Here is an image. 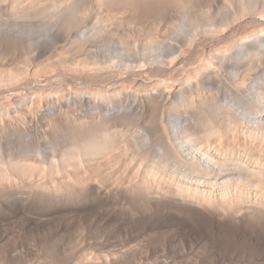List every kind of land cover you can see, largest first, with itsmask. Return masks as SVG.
<instances>
[{
	"label": "bare ground",
	"instance_id": "6f19581e",
	"mask_svg": "<svg viewBox=\"0 0 264 264\" xmlns=\"http://www.w3.org/2000/svg\"><path fill=\"white\" fill-rule=\"evenodd\" d=\"M8 214L53 252L23 264L264 260V0H0ZM71 216L116 240L49 237ZM15 231L0 264L37 245Z\"/></svg>",
	"mask_w": 264,
	"mask_h": 264
},
{
	"label": "rangeland",
	"instance_id": "374dc122",
	"mask_svg": "<svg viewBox=\"0 0 264 264\" xmlns=\"http://www.w3.org/2000/svg\"><path fill=\"white\" fill-rule=\"evenodd\" d=\"M52 88V87H51ZM51 88H49L50 90H53V89H51ZM8 101H5L4 103H7ZM9 103V102H8ZM7 103V104H8ZM4 105H6V104H4ZM9 215V214H8ZM8 215H5L6 217L8 216ZM3 217L2 219H0V231L2 232V231H5L6 233L8 232V230H10L9 232L11 233V229H12V233H14V230H16L17 229V231L19 232V230H20V232L18 233V232H16L15 231V233H17L18 235L19 234H21L22 233V237L21 236H18L20 239L21 238H23V240H25V239H27L26 241L27 242H32V241H37L36 240V237H37V233H35L36 232V230H34V234L35 235H33L32 236V234H33V228L31 227V226H29V224L28 223H23V222H25V221H23V219L21 220L20 218H19V216L18 215H16V216H14V215H12L11 216V214L7 217V219H6V217ZM10 218V219H9ZM92 217H90V218H88V219H83V218H77V217H73V216H71V218H70V220H71V222H70V220L69 221H67L69 218H65V220L66 221H64V222H70V223H72L71 225L73 226H70L68 229H70V231H72V232H69V230L67 229V232L65 233V231L63 232V231H61V232H57V234L59 235V233H60V235L58 236L56 233H52V235L54 234V236H52L51 234V236H49V233H46V234H44L43 233V235H42V232H40L41 233V235L40 236H44V237H51V238H54L55 240H56V238H58L56 241H58L59 240V242H61L60 241V239L62 240V245L63 246H65V244L64 243H72V242H76L77 240H76V238L79 240L78 242L80 243V239H82L83 238V240H85L84 239V237H86V240L88 239V237H90L89 236V233H90V235H91V238L90 239H101V238H106V236H109V237H112V236H114V232L112 231L111 233H112V235H111V233H110V230H114V228H112L113 226H108V225H106V229H109L108 230V234H106V229L105 228H103L105 225V223L103 224H101L100 223V221L98 222V221H96L97 222V224H96V222L94 221V219H91ZM80 221H79V220ZM83 219V220H82ZM74 220V221H73ZM77 221V222H76ZM78 222H80V223H78ZM85 223V225H84V223ZM87 222V223H86ZM82 223V225H79V224H81ZM89 223V224H88ZM93 223V224H92ZM100 225H99V224ZM27 224V225H26ZM76 224V225H75ZM87 224V225H86ZM75 225V226H74ZM84 225V226H83ZM102 225H104V226H102ZM25 226V227H24ZM29 226V227H28ZM85 226H89V227H85ZM107 226H108V228H107ZM19 227H22L21 229L19 228ZM27 227V228H26ZM32 229H31V228ZM83 229H82V228ZM99 227V228H98ZM111 227V228H110ZM14 228V229H13ZM16 228V229H15ZM26 228L27 229V231H26V229L24 230V229ZM30 228V229H29ZM72 228V229H71ZM81 228V229H80ZM85 228V229H84ZM88 228H89V230H88ZM73 229H75L74 231H73ZM105 229V230H104ZM29 230H31V231H29ZM82 230V231H81ZM83 230L84 231H86V232H88V231H90V232H88V233H86V232H83ZM98 230V231H97ZM26 231V232H25ZM29 231V232H28ZM79 231H81V232H79ZM0 232V233H1ZM4 232V233H5ZM8 232V233H9ZM25 232V234H24V236H23V233ZM93 232H94V234H93ZM101 232V233H100ZM105 234H104V233ZM26 233H29L30 235H28V234H26ZM39 233V234H40ZM63 233V234H62ZM77 233H79V234H77ZM97 233V234H96ZM98 233L100 234V235H98ZM179 233H181V232H179ZM177 234L176 232H175V236H176V239H178V238H180V237H183L182 235H183V233H181V234ZM110 234V235H109ZM173 234V233H172ZM46 235V236H45ZM79 235V236H78ZM81 235V236H80ZM96 235H98V238H97V236H96V238H95V236ZM102 235V236H101ZM103 235H104V237H103ZM106 235V236H105ZM181 235V236H180ZM29 236V237H28ZM57 236V237H56ZM101 236V237H100ZM178 236V237H177ZM24 237H25V239H24ZM27 237V238H26ZM30 237H32V238H30ZM34 237V238H33ZM100 237V238H99ZM188 237L190 238V240H191V242L194 244V247L195 248H193L194 250L197 248H200L199 247V244H197L196 243V240H195V237L194 236H191V235H188ZM30 239V240H29ZM33 239V240H32ZM35 239V240H34ZM93 239V240H94ZM112 239L113 240H116V238H113L112 237ZM181 239V238H180ZM73 240V241H72ZM81 241V243L82 242H84V241ZM85 240V243L87 242ZM179 240V239H178ZM70 241V242H69ZM34 242V243H35ZM77 242V243H78ZM80 243V244H81ZM169 243H171V241H169ZM29 244V245H28ZM27 245H24V246H19V248H20V251L19 252H21V254L22 255H18V256H20L19 258H17L18 256L17 255H14L15 257L12 259L11 258V256L9 257L10 259H9V262H10V260L12 259V261H14V262H10V263H12V264H17L18 262V264H23V261L24 260H26L27 258H28V260L27 261H31V260H33V258H37V259H44V258H46L47 256V258H49V259H51L52 257H54L53 255H51V254H53V252L50 254V256L47 254V256L45 255L46 254V252H44L43 253V250H41L40 249V247L42 246V243H41V246L39 245L40 243H39V241H37V245H35V244H31V243H28ZM66 244V246H68ZM30 245H32V246H30ZM83 245V244H82ZM30 246V247H29ZM43 246L44 247H41L42 249L44 248V250L46 249V245H44L43 244ZM63 246H61L60 247V245L59 246H57L58 248L60 247V249L63 247ZM35 249H34V248ZM24 248H25V250H27L30 254H28V256H26L27 255V253H26V251H25V253H24ZM27 248V249H26ZM30 248V249H29ZM33 248V249H32ZM23 249V250H22ZM29 249V250H28ZM60 249L58 250V251H56L55 253L56 254H60V253H62V251H60ZM90 249H91V251L93 250V249H95V248H89V249H87L88 251H90ZM19 250V249H18ZM30 250L31 251H33V252H30ZM41 251H42V254H44L45 255V257H44V255H43V257H42V254H41V256L39 255L40 253H41ZM60 251V252H59ZM36 252H39V254L38 253H36ZM35 254L36 256H37V254H38V257H35V255H33V254ZM16 254V253H15ZM32 254V255H31ZM26 256V258H24V256ZM61 255V254H60ZM17 256V257H16ZM23 256V257H22ZM208 257H202V259H200L199 258V264H223V263H225V262H228L227 261V259L229 260V258L227 257V258H225V259H223L222 257H219V256H211V255H207ZM12 257H13V255H12ZM15 258H17V259H15ZM24 258V260L22 261V259ZM159 258H161V257H159ZM171 258V259H170ZM198 257H196L195 255H194V253L193 252H191V251H189V248L188 247H184V248H179L178 247V249L177 250H174V252L172 253V255L169 257V260L171 261V262H173V261H176L178 264H186V263H188V262H193L194 261V259H197ZM248 257L247 256H245V257H241V256H239V259H240V261L241 260H243L245 263H248V261H249V264H264L263 262H264V260H263V258H262V256H260V258H259V255H256V256H253V257H249L248 259H247ZM15 259V260H14ZM34 259V260H35ZM36 259V260H37ZM245 259H247V260H245ZM17 260H18V262H17ZM22 262V263H21ZM252 262V263H251ZM171 264H173V263H171Z\"/></svg>",
	"mask_w": 264,
	"mask_h": 264
}]
</instances>
